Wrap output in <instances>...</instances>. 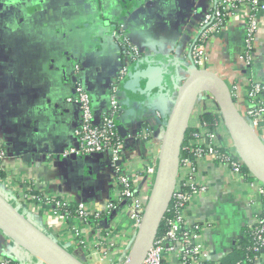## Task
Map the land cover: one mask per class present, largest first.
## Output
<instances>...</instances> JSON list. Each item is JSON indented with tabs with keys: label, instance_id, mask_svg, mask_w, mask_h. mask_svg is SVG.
Instances as JSON below:
<instances>
[{
	"label": "crops",
	"instance_id": "obj_1",
	"mask_svg": "<svg viewBox=\"0 0 264 264\" xmlns=\"http://www.w3.org/2000/svg\"><path fill=\"white\" fill-rule=\"evenodd\" d=\"M213 5V0H0V142L9 152L2 193L72 253L78 246V229L88 245L81 258L85 264H118L133 239L127 206L113 185L108 156L64 155L76 142L79 118L76 105L69 101L77 80L74 65L81 63L79 80L100 116L122 64L113 31L125 23L132 41L141 46L140 65L133 67L126 80L129 88L124 91L120 124L126 143L122 165L147 199L154 180L147 167L161 151L178 87L190 73L188 56L199 35L198 19ZM247 11V5L240 6L229 22L232 28L206 43L212 46L209 64L225 67L233 83L249 77L238 59ZM257 45L253 68L264 80V13ZM246 87L240 88L245 109ZM208 172L203 170L204 179L215 177ZM220 172L216 173L220 185L211 187L208 194L213 202L202 232L203 241L218 258L231 251L258 213V207L248 208L235 200L244 196L248 183L240 177L234 181L227 167L221 166ZM24 188L35 197L22 196ZM53 197L83 202L101 216L84 221L71 212L62 218L45 199ZM109 201L117 205L110 214L105 211ZM104 237L112 241L111 248L102 247ZM25 259L40 264L32 255ZM259 264H264V253Z\"/></svg>",
	"mask_w": 264,
	"mask_h": 264
},
{
	"label": "built area",
	"instance_id": "obj_2",
	"mask_svg": "<svg viewBox=\"0 0 264 264\" xmlns=\"http://www.w3.org/2000/svg\"><path fill=\"white\" fill-rule=\"evenodd\" d=\"M213 1L214 5L198 19L199 35L192 43L188 56L189 75L195 70L208 69L210 48L206 45L207 41L216 34L229 31L232 28L229 22L234 13L240 6L247 5L244 45L238 59L243 63L244 74L249 77L244 78L248 80L243 82L235 81L230 92L235 100H239V83L243 87L247 86L246 99L248 105L244 110V117L249 126L264 138V80L255 74L253 68L260 22L264 13V0ZM112 36L121 48L122 64L111 81L105 106L100 116L96 114L90 92L79 80L78 75L82 70L81 63L76 62L74 65L73 74L77 80L74 83V94L69 97V101L76 105L79 118L75 126L76 142L65 151L64 155L83 157L103 153L108 156V167L112 170L113 185L120 200L126 203V214L134 240L141 227L148 198L145 199L134 176L130 175L125 166L122 165L121 160L124 159L126 143L125 137L121 133L120 116L125 109L124 91L129 88L126 84L127 77L132 72L134 63L143 58V51L139 44L132 41L128 26L125 23H121L113 31ZM177 64L185 67L182 60L177 59ZM198 102L202 109L198 116L204 112H209L214 115L215 121H196L193 124L194 130L189 134L186 144L183 143L177 184L163 220L165 230L158 234L154 240L143 264H216L217 260L221 258L216 257L212 249L203 241L202 232L204 224L208 223L207 216L213 202L208 194L211 187L216 188V185H220L216 173L221 175L220 167L222 165H227L232 170L233 177L239 176L240 179L248 183V189L244 192V196L235 200L238 204H243L248 208L258 207V213L252 221V223H257L254 249L257 251L264 250V183L250 171L245 170V163L236 144L233 139H229L227 132H224L226 123L221 117L222 113L214 96L208 92H202L198 97ZM206 104L210 105V109H206ZM156 115L160 120L161 111L157 110ZM222 129L223 135L221 134ZM7 159H9V152L0 142V193L3 192L1 181L3 180L2 173L6 170L8 163ZM158 163L159 154L154 156L152 163L148 165L146 170L149 175L154 176V179ZM208 168L215 170L213 179H204L203 177V170L206 171ZM25 190L26 188L22 190L24 191L22 196L35 197ZM45 199L52 206L53 212L62 218L69 217L70 208L73 206L76 207V214L84 221H88L91 216H101V213H94L87 209L83 202L75 203L72 199L58 197ZM114 202L109 201L107 203L105 211L108 214L116 209L117 205ZM76 232L78 246L73 254L81 259L86 255L88 245L81 238L80 231L76 229ZM103 240L102 247L106 248L107 244L111 248L112 241L105 237ZM2 246L5 248L3 249ZM11 249H13V253L10 252ZM21 252L27 258L31 255L0 229V264H15V261L19 260L22 261L19 262L20 264H36L28 262L29 260L25 257L22 258ZM126 255L118 264L123 262ZM260 261L261 255L254 258L256 264H259ZM39 262L44 264L40 260Z\"/></svg>",
	"mask_w": 264,
	"mask_h": 264
},
{
	"label": "water",
	"instance_id": "obj_3",
	"mask_svg": "<svg viewBox=\"0 0 264 264\" xmlns=\"http://www.w3.org/2000/svg\"><path fill=\"white\" fill-rule=\"evenodd\" d=\"M139 65L140 62H136L133 67ZM202 92L214 96L246 167L264 183L263 138L249 126L223 78L208 69L193 71L178 87L177 96L167 119L158 168L143 221L131 248L120 264H143L159 234L177 184L182 146L198 97ZM0 229L44 264H85L33 224L2 193H0Z\"/></svg>",
	"mask_w": 264,
	"mask_h": 264
},
{
	"label": "trees",
	"instance_id": "obj_4",
	"mask_svg": "<svg viewBox=\"0 0 264 264\" xmlns=\"http://www.w3.org/2000/svg\"><path fill=\"white\" fill-rule=\"evenodd\" d=\"M198 120H207L209 122H213L215 121V117L209 112H204L198 116L197 121ZM193 124L191 123V125L189 126L184 144H186L189 134L194 130ZM245 170L249 172V169L246 167V165ZM75 210L76 207L74 206L70 208V211L76 214ZM256 229L257 223L246 225L244 227L243 235L240 237L238 242L234 246H232V249L229 253L225 254L219 260H217L216 264H256L254 262V258L264 253V250L262 249L259 251L254 249L256 246ZM164 230L165 225L164 223H162L159 234H161Z\"/></svg>",
	"mask_w": 264,
	"mask_h": 264
},
{
	"label": "rangeland",
	"instance_id": "obj_5",
	"mask_svg": "<svg viewBox=\"0 0 264 264\" xmlns=\"http://www.w3.org/2000/svg\"><path fill=\"white\" fill-rule=\"evenodd\" d=\"M209 47H210V49H211V51H210V57L212 58V46L211 45H209ZM219 64H222V63H219ZM207 67H208V69L209 70H212L213 72H216L221 78H223V80L227 83V85H228V87H229V89H230V91L233 89V78L232 77H230L229 75H228V70L227 69H225V67H224V69H222L221 67H220V69L217 67V65L214 67V66H211L210 64H208L207 65ZM240 75V74H239ZM241 81H243L244 79L242 78V79H240ZM245 81V80H244ZM184 82V81H183ZM182 82V83H183ZM239 88H242L243 87V85H241V83H239ZM244 89H245V87H244ZM239 93L240 94H242V91H241V89L239 90ZM235 102H236V105H237V107H238V109L241 111V113L244 115V110H245V107H244V101H242V99L240 98L239 100H235ZM206 109H210V105L209 104H206ZM202 111V109L199 107V102L197 103V106H196V108H195V111H194V114H193V116H192V118H191V123L193 124V123H196V121H197V119H198V114L200 113ZM221 117L223 118V115L221 114ZM224 119V118H223ZM225 121V120H224ZM224 132H227V134L229 135V139L230 140H232V138H231V136H230V134H229V131H228V128H227V126H226V130H224ZM221 133V132H220ZM222 135H223V129H222V133H221ZM222 167H227V165H222ZM228 168V167H227ZM229 170H230V172L231 173H233L232 172V170L230 169V168H228ZM206 171L208 172V173H210V174H212V175H214L215 176V170L214 169H212V168H208V169H206ZM221 173V172H220ZM238 177L239 176H237V177H234V181H237L238 180ZM214 178V177H213ZM213 178H211V179H213ZM232 191H233V188L231 189ZM245 192V190L243 191V193ZM132 238V237H131Z\"/></svg>",
	"mask_w": 264,
	"mask_h": 264
}]
</instances>
